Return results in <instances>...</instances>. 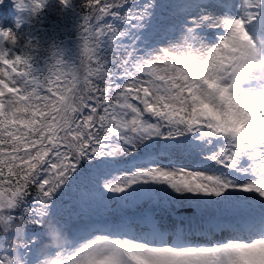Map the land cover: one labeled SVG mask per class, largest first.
I'll return each mask as SVG.
<instances>
[{"label": "snow or ice", "instance_id": "6c2138e0", "mask_svg": "<svg viewBox=\"0 0 264 264\" xmlns=\"http://www.w3.org/2000/svg\"><path fill=\"white\" fill-rule=\"evenodd\" d=\"M48 5L15 0L29 25ZM84 6L75 50L0 25V210L39 229L26 264L50 221L69 264H264V0Z\"/></svg>", "mask_w": 264, "mask_h": 264}, {"label": "trees", "instance_id": "16d2710c", "mask_svg": "<svg viewBox=\"0 0 264 264\" xmlns=\"http://www.w3.org/2000/svg\"><path fill=\"white\" fill-rule=\"evenodd\" d=\"M87 0H74L76 11L74 9H68L62 14V10L59 5V0H49V5L42 10L41 14H37L33 17L32 30H38L35 35L40 38L45 47H49V44L53 41L59 43L74 39L80 34V28L78 25L79 16L88 14V9L84 6ZM34 35V34H33ZM38 66L43 67V58L38 59ZM36 195V188L32 186L30 189V195L28 196V202H31ZM16 225L25 229L27 225V231H35L37 226L28 223V218L25 217L22 220L14 221ZM8 231L7 233H9ZM2 228H0V238L7 234Z\"/></svg>", "mask_w": 264, "mask_h": 264}, {"label": "rangeland", "instance_id": "374dc122", "mask_svg": "<svg viewBox=\"0 0 264 264\" xmlns=\"http://www.w3.org/2000/svg\"><path fill=\"white\" fill-rule=\"evenodd\" d=\"M169 2H171V0H169ZM87 15V14H85ZM30 16V13L25 11V12H21L19 9L16 8L15 6V0H5V2L0 5V25L4 26V27H13L15 28L18 20L24 19L25 23L21 26V31L24 30L25 27H32V23L29 25L27 23V19ZM84 15H80L79 16V22L80 24L83 23L81 17H83ZM34 16H31L30 19L32 21ZM106 20L108 22H111V18H106ZM35 34L38 33L37 31H34ZM34 32H32L34 34ZM81 43L80 39H79V35L77 37H75L74 39L68 40L63 42L64 47L68 48L69 50H75L77 45ZM45 62V61H44ZM178 163L180 164H187L188 161L187 160H180L178 161ZM214 167V165L211 162H207L204 165H201L200 170H206L208 168ZM208 174H211L210 172ZM68 196L69 192L68 191H64L61 194H58L56 199H60L61 196ZM32 202V201H31ZM29 202V203H31ZM164 221H171L172 222V226L174 225L175 221L171 216H165L163 217L162 223H165ZM51 222V221H50ZM88 219L85 218L82 220V223H88ZM52 223V222H51ZM166 224V223H165ZM12 227L17 230L18 228H22L18 225L15 224V222L12 224ZM24 229V228H22ZM37 231H39V229H37ZM34 231V232H37ZM17 232V231H16ZM25 232V229H24ZM27 233L31 234L33 232H28ZM13 236V232H9L7 234H4L1 238H0V248H5L8 245H12L13 249H15L16 245L24 242L25 237H20L17 235L16 239H11V237ZM228 237V233H218V235L215 237L216 239H225ZM48 242V240H42L40 242V247H44V245Z\"/></svg>", "mask_w": 264, "mask_h": 264}, {"label": "clouds", "instance_id": "9594fccd", "mask_svg": "<svg viewBox=\"0 0 264 264\" xmlns=\"http://www.w3.org/2000/svg\"><path fill=\"white\" fill-rule=\"evenodd\" d=\"M12 36H16V33L13 32ZM261 43H264V41H261ZM255 67L256 74L261 78H264V55L255 58ZM0 228H2L6 233L13 229L7 212L3 210H0ZM16 231L20 237H23L25 234L24 229L22 228H18ZM47 235L49 239L44 245V250L41 252L38 264H69L68 260L63 255H60L59 253L53 254L47 251L48 248L62 249L71 245L72 241L69 235L60 227L51 222L47 224ZM14 251V264H26L19 249V244L16 245Z\"/></svg>", "mask_w": 264, "mask_h": 264}, {"label": "bare ground", "instance_id": "6f19581e", "mask_svg": "<svg viewBox=\"0 0 264 264\" xmlns=\"http://www.w3.org/2000/svg\"><path fill=\"white\" fill-rule=\"evenodd\" d=\"M165 223H163L165 226H167V227H169V228H171L172 227V222H170V221H164ZM229 234V233H228Z\"/></svg>", "mask_w": 264, "mask_h": 264}]
</instances>
